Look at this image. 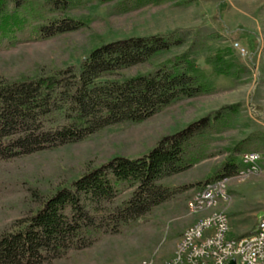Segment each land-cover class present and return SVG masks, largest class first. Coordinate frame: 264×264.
I'll return each mask as SVG.
<instances>
[{
  "label": "trees",
  "instance_id": "1",
  "mask_svg": "<svg viewBox=\"0 0 264 264\" xmlns=\"http://www.w3.org/2000/svg\"><path fill=\"white\" fill-rule=\"evenodd\" d=\"M86 1L0 0V53L80 30L82 21L72 12ZM112 1L96 0L103 5ZM115 1L113 9L119 14L190 2ZM219 38L189 31L130 37L93 48L78 66L0 77V165L77 144L110 127L145 123L180 101L212 96L217 89L196 64L197 54H206L205 62L217 76L236 80L248 76L249 67L230 47L218 45L213 50L208 45ZM184 44L187 48L181 54L146 72L124 76ZM247 63L254 67L251 57ZM252 108L254 117L264 119V111ZM238 118L239 104L222 106L161 137L147 153L115 156L65 187L27 189L25 213L7 229L0 228V264H52L112 237L134 236L150 225L163 228L165 213L151 219L155 210L173 207L183 212L205 183L227 181L239 173L245 167L243 154L262 155L263 130L218 146L215 138L232 129ZM214 157L223 159L211 175L196 183L184 179ZM9 180L0 173L4 194L13 185ZM170 180L177 183L168 187Z\"/></svg>",
  "mask_w": 264,
  "mask_h": 264
},
{
  "label": "rangeland",
  "instance_id": "2",
  "mask_svg": "<svg viewBox=\"0 0 264 264\" xmlns=\"http://www.w3.org/2000/svg\"><path fill=\"white\" fill-rule=\"evenodd\" d=\"M189 1L184 6H147L119 14L113 9L115 0L107 5L87 0L72 12L75 19L82 21L80 30L0 53V77L18 78L78 66L93 48L114 40L189 31L191 35L202 37L218 34L220 38L208 45L213 50L218 45L230 47L250 71L241 80L217 76L205 62L206 54H197L196 64L213 79L217 89L212 96L180 101L145 123L110 127L77 144L0 165L1 177L13 183L5 194L0 191V228L7 229L12 221L25 213L29 197L27 189L36 187L45 191L65 187L115 156L147 153L161 137L185 128L222 106L239 104V118L232 129L215 138L218 146L227 147L254 131H264V119H257L252 114V107L264 111V0ZM234 43L245 50L244 55L233 47ZM186 48L187 44L173 47L148 65L132 69L124 76L146 72ZM250 57L253 68L247 63ZM259 156L258 170L254 174L237 177L243 168L228 177L227 203L221 202L214 209L197 215L191 214L187 206L183 212L173 207L157 209L151 219L165 213L163 228L150 225L139 229L134 236L112 237L89 250L70 253L52 264H143V260H147V264H162L171 258L181 233L211 212L223 211L228 216L230 236L253 234L256 221L264 215V152ZM222 159L214 157L202 162L184 179L188 183L203 180L213 173ZM176 183L170 180L165 185L173 187Z\"/></svg>",
  "mask_w": 264,
  "mask_h": 264
},
{
  "label": "built area",
  "instance_id": "3",
  "mask_svg": "<svg viewBox=\"0 0 264 264\" xmlns=\"http://www.w3.org/2000/svg\"><path fill=\"white\" fill-rule=\"evenodd\" d=\"M233 47L242 55L245 50L234 43ZM260 156H243L244 169L237 177L254 174ZM228 182V180H227ZM219 186L205 183L192 197V209L204 211L215 207L219 200H226V183ZM257 235L239 239L230 236L228 216L223 211L215 212L214 218L197 220L196 226L181 233L179 247H175L171 258L162 264H264V215L256 221ZM145 264H147V260Z\"/></svg>",
  "mask_w": 264,
  "mask_h": 264
},
{
  "label": "bare ground",
  "instance_id": "4",
  "mask_svg": "<svg viewBox=\"0 0 264 264\" xmlns=\"http://www.w3.org/2000/svg\"><path fill=\"white\" fill-rule=\"evenodd\" d=\"M243 156H259V155L256 154V153L251 152V153H246V154L242 155V157ZM258 161H259V158H258ZM242 163L244 164V161H242ZM219 182H227V181H219ZM219 182L211 183V186H219ZM228 201H229V196H228V194H226V200L217 201V203H215V207H217V205L220 204L221 202L227 203ZM187 207H188V211H190L191 214L192 213H196V215H197V213L208 212L209 210H212V209L215 208V207H208L207 209H204V211H194V209H192V199L189 201ZM214 216H215V212L214 213L211 212V213L207 214L206 216H204L203 218H201L199 220L214 218ZM196 223L193 226L189 227V228H193L194 226H196ZM251 235H257V227H256L255 232L253 234H251ZM180 241H181V236H180V238H179V240L177 242L176 247H179Z\"/></svg>",
  "mask_w": 264,
  "mask_h": 264
},
{
  "label": "water",
  "instance_id": "5",
  "mask_svg": "<svg viewBox=\"0 0 264 264\" xmlns=\"http://www.w3.org/2000/svg\"><path fill=\"white\" fill-rule=\"evenodd\" d=\"M231 264H234V261L233 260L231 261Z\"/></svg>",
  "mask_w": 264,
  "mask_h": 264
}]
</instances>
